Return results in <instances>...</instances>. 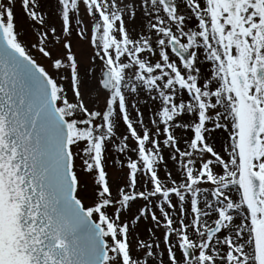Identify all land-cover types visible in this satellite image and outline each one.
Here are the masks:
<instances>
[{
    "label": "snow or ice",
    "instance_id": "1",
    "mask_svg": "<svg viewBox=\"0 0 264 264\" xmlns=\"http://www.w3.org/2000/svg\"><path fill=\"white\" fill-rule=\"evenodd\" d=\"M0 264H264V0H0Z\"/></svg>",
    "mask_w": 264,
    "mask_h": 264
},
{
    "label": "rangeland",
    "instance_id": "2",
    "mask_svg": "<svg viewBox=\"0 0 264 264\" xmlns=\"http://www.w3.org/2000/svg\"><path fill=\"white\" fill-rule=\"evenodd\" d=\"M17 25L19 27V29L22 31V32H29L30 28H29V22L25 19L24 15L20 12L19 8H17ZM24 39H29L31 40L32 37L29 36V35H25L24 37H22ZM75 39V38H74ZM74 51H79V47H75L74 48ZM33 54L36 55L37 59L40 60L41 57L38 53L35 52V50H33ZM43 62V61H41ZM111 169H109V172L111 174Z\"/></svg>",
    "mask_w": 264,
    "mask_h": 264
}]
</instances>
